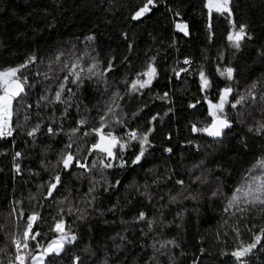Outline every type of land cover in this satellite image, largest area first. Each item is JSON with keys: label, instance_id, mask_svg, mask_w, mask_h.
<instances>
[{"label": "trees", "instance_id": "1", "mask_svg": "<svg viewBox=\"0 0 264 264\" xmlns=\"http://www.w3.org/2000/svg\"><path fill=\"white\" fill-rule=\"evenodd\" d=\"M205 2L157 0L156 7L149 14L139 21H132L130 14L141 0H0V68L23 63L33 54L37 57L27 69L22 70L28 78L25 94H22V100L17 98L14 101V110H19L13 117L14 127L17 123H24L25 113L30 120L24 124L23 130L17 128L12 137L0 138V248L7 245L8 250L14 252L11 234L22 230L27 215L33 211L40 213L39 228L48 233L46 238L50 239L49 227L54 217L59 218V209L63 208L66 224L78 233L79 240L74 247L68 246V253L57 264H71L69 257L72 253L84 257L88 264H100L105 258L109 264H145L152 254V249L146 245L152 242L156 233H161L160 238L177 240L180 247L173 249L177 264H192L193 260L196 264H234L233 257L221 255V252L230 253L238 244L231 228L221 226L224 219H229V224L236 222L227 214L222 215L226 203L223 196H230L246 178L245 174L256 159L264 155V136L247 131L249 125L254 126L257 120L264 119V114L259 110V104L255 108L238 106L237 109L226 105V111L234 121L236 113L243 112L244 123H234L223 145L203 133H192L191 125L195 123L199 127L209 122L204 96L215 101L219 88L230 85L235 92H244L253 81L260 80V90L264 91V57L258 55V50L264 48V0H232L233 19L237 25L248 24L253 37L244 41L239 51L232 49L226 40L230 27L227 15L221 16L213 11L209 17ZM176 12L180 14L177 16ZM176 22L187 23L190 35L184 36L179 32L175 28ZM209 22L211 38L206 27ZM125 32L127 40L122 36ZM89 35H94L95 39L85 40ZM69 49L75 50L77 56L86 51L90 56H98L102 67L107 66L108 59L114 58L115 67L106 74L108 91L102 84L86 81L76 93L75 101H82L79 113L74 105L67 118L62 119L63 105H55L56 124L62 122L67 130L76 127V120L87 118L88 128L97 126V120L93 119L97 108L103 109L112 91L117 89L124 97L120 103L127 113L129 128L140 126L146 130L148 119L159 114L151 125L154 128L150 136L152 147L143 167L133 166L124 172L106 170L108 180L114 183L119 178L121 183L108 191H104L107 185L103 181L97 184L96 191L87 197L91 199L95 195L96 200L87 207L85 222L77 220L75 212L67 215L68 207L69 204L74 209L86 207L84 193L93 178L100 180L99 173L93 171L91 176L85 174L81 177L79 173L82 170L72 168L62 173V184L53 196L46 198L45 182L49 180L51 169L45 171L41 166L42 160L55 163L56 153L68 142L66 136L46 134V125L53 117V105L38 108L36 102L42 94L54 95L58 82L67 74L59 69L65 61L72 59L66 55ZM61 52L64 55L57 61V54ZM152 57L156 58L152 62L158 76L150 89L125 95L126 85L136 78V73L144 71ZM185 58L190 60L189 64L183 63ZM50 61L51 69L56 71L51 70L49 74L53 81L45 80L41 74L44 68L40 70L43 63L49 68ZM227 66L235 69L233 81H227L216 71L217 67L223 69ZM181 68L187 72H181L178 78L173 69L179 72ZM201 68L211 81V88L204 92L199 88ZM67 87L75 91L74 85L69 83ZM165 92L170 103L156 98ZM230 99H235V94ZM196 101L200 103L196 104ZM190 103L196 106L189 108ZM169 108L172 111L169 112ZM138 109L142 111L138 112ZM134 112L137 117L133 122ZM38 122H43L41 131L33 140L26 131ZM84 130L82 127L80 136ZM117 134H121L119 130ZM242 137L247 140V148L239 142ZM94 142L92 136L86 141L80 140L85 148ZM166 147L173 151L165 153L163 149ZM16 151L22 156L14 161ZM72 151L76 152V145ZM78 155L82 160L89 156L86 161L89 165L95 158V153L89 155L86 151ZM131 155L133 151L129 150L126 156ZM14 163L20 164L19 173L13 168ZM157 176L161 182L154 185L152 180ZM166 176L170 179H165ZM195 176L206 177L207 183H192ZM176 180H183L184 187L177 185ZM145 183L149 185L147 191L151 200L141 195L145 191ZM218 188L223 195L213 196ZM189 191L197 194V200L184 199L183 196H177L175 202L169 199L181 192L187 195ZM21 211L24 212L23 217L19 216ZM140 211L155 221L154 232L146 237L140 234L141 228L147 231L146 224L135 221ZM260 226H264V216L254 208L245 215L240 226V239L245 243L251 242L252 233L257 232ZM118 233L126 236L127 240L122 242ZM87 245H91L96 253L91 259L83 252ZM201 248L205 252H200ZM181 252L186 255H181ZM249 264H264V251L254 250Z\"/></svg>", "mask_w": 264, "mask_h": 264}, {"label": "snow or ice", "instance_id": "2", "mask_svg": "<svg viewBox=\"0 0 264 264\" xmlns=\"http://www.w3.org/2000/svg\"><path fill=\"white\" fill-rule=\"evenodd\" d=\"M157 0H141L135 9L130 14L132 21H139L145 17L156 7ZM232 0H206L204 7L208 10V15L211 17L213 11L221 16L227 15L229 30L226 35L228 45L235 51H239L246 40H251L252 34L249 32V25L246 23L236 24L233 19L234 13L232 11ZM180 13L176 12L178 16ZM206 27L209 29V38H211V23L209 22ZM175 28L184 34V36L190 35L189 26L187 23H175ZM122 36L127 40V33H122ZM94 35L85 37L87 41H93ZM129 49L132 45L129 43ZM64 53H58L56 60L59 61ZM258 55L264 57V48L258 50ZM156 58L152 57L144 69L143 72L136 73V78L131 80L129 85H126L125 95H131L132 93L141 92L145 89H150L153 81L158 76V70L155 67L154 61ZM37 57L33 54L28 56L23 63L15 66H8L0 68V138L12 137L14 131L17 128L24 129V124L30 120V116L25 113L23 117L24 123H17L14 127L13 117L18 115L19 110H14V101L17 98L23 99L22 94H25L27 85V76L23 75V71L27 69L28 65L35 62ZM90 61V62H89ZM51 61L49 62V71L51 72ZM184 64H189L190 60L185 58ZM102 62L98 56H90L86 51L81 56H75L70 61H65L62 67L59 69L60 72H66L63 79L58 82L57 87L54 90V95L49 97L48 95H41L37 100V107H48L53 105V117L50 118V122L46 125V134L49 136H66L67 143L63 145L59 152L56 153V161L52 163L49 161L45 163L41 161V166L45 171H49V180L46 181V198L51 197L55 190L62 184V173L71 171L72 168L82 170L79 175L82 177L85 174L91 176L93 171H96L100 175V180L92 179L88 191L84 193L83 203L86 205L85 208H73L69 204L67 215H72L74 212L77 213L76 219L80 222H85L88 217L87 207H91L96 196L92 195L91 199L87 197L96 191L97 184L101 181L107 187L104 191H108L109 188H114L121 183V179L117 178L115 182L106 178V170H115L124 172L131 169L133 166L143 167V161L147 159L148 150L152 147L150 136L154 133V128L151 126L152 122L157 119L158 113L152 115L146 124V130H142L140 126L135 128H129L128 120L126 119L127 113L124 111L120 101L124 98L120 95L119 90L112 91V95L109 101L105 102L103 109L97 108V115L93 119L97 120V126L88 128V119L81 118L75 121L76 127H71L67 130L64 129L63 123L56 124L55 119V105H63L61 110V118L66 119L69 110L75 105L77 112L80 111V103L75 101L76 93L80 91V88L87 82H95L97 85L102 84L104 90H109V81L106 74L110 73L114 65V58H110L107 61V66L102 67ZM217 73L221 77H225L227 81L234 80L235 69L231 66L224 67L221 69L217 67ZM174 75L179 78L181 72H187V69L181 68L179 72L173 69ZM45 80L49 79L47 73L44 74ZM75 86V91L71 87H67L68 84ZM262 83L260 80L253 81L244 92H235L230 86H225L218 89V97L215 99H209L208 96H204V103L207 104V117L209 122L204 123L203 126H197L193 123L191 125L192 133H203L206 137L211 138L214 142L223 145L224 140L228 137L231 132L234 123L243 124V112L236 113V119L228 115L226 111V105H230L231 109H237L238 106L255 108L257 104L260 105V111L264 114V91L260 90ZM199 88L201 92L211 88V81L206 75L203 68L199 71ZM46 91H51L47 89ZM235 94V99H230V96ZM157 99L164 100L170 103L168 93L165 92L163 95H157ZM43 102V104H42ZM200 101H196L199 104ZM196 105L189 104V108H194ZM27 107H31L28 105ZM87 110V109H86ZM142 111V109L137 110ZM168 111H172L171 108ZM167 115V113H165ZM137 117V113H132L133 122ZM38 122L31 127L30 130L26 131L28 137H32L35 140L36 134L41 131V124ZM54 125H56L54 127ZM85 130L81 133V128ZM121 134H117V131ZM249 133H253L258 136H264V119L257 120L255 125H249L247 128ZM94 137V143H91L86 148L80 144V140L86 141L88 137ZM166 139H170V136H166ZM15 143V141H13ZM240 144L247 148V140L241 138ZM191 143V141H189ZM76 145V152H73V146ZM51 146H49V149ZM199 148V145H197ZM131 150L133 155L130 157L126 156V153ZM86 151L89 155L95 153V158L92 159L91 165L87 164L86 161L89 156H84L83 160L80 158L78 153ZM165 153H171L172 148L166 147L163 149ZM22 156V153L16 151L13 155V160L17 157ZM115 161V162H114ZM219 168L220 165H217ZM13 168L17 173L20 172L21 166L19 163H14ZM149 171H151L149 169ZM38 174V173H37ZM76 175V173H72ZM244 179L240 184L232 191L230 196H223L226 201L223 208L222 215L227 214L231 219L236 221L235 223L229 224V219L222 221V227H230L232 232L235 233L238 241L230 253L221 252V255H230L234 258V264H249L250 254L254 250L264 251V226H260L257 232L252 233L251 242L245 243L240 239L241 231L240 226L243 225L245 215L252 209H257L259 213L264 216V155L257 158L255 163L248 169V173L245 174ZM165 179H170L166 176ZM161 182V178L157 176L152 180V184H158ZM175 183L181 188L184 187L183 180H176ZM192 183H207V178L201 176H195ZM145 191L141 195L146 196L151 200V194L147 191L149 185L145 183L143 185ZM139 191V188H137ZM213 196L223 195L220 189L212 193ZM177 196H183L184 199L197 200L198 196L196 193L191 191L187 195L183 192L172 195L169 199L172 202L177 200ZM64 200L67 201L68 197L65 196ZM19 203V201H17ZM115 207V206H114ZM112 209H110L111 211ZM98 211V210H97ZM15 212V209H13ZM237 213L241 215L237 216ZM180 215L179 213L177 214ZM20 217L24 216V212L19 213ZM59 218H53V223L49 227L48 232L52 234L50 239H47L48 233L42 232L39 228V222L42 217L39 212L33 211L26 217V223L22 230L13 232L10 237V243L13 246L14 252L9 251L7 245L4 248H0V264H57V262L68 253V246H75L79 240L78 233L70 229L64 219V209H59ZM135 221L143 222L146 224L147 231L143 228L140 229V234L146 237L148 233L154 232L155 221L149 219L144 211H140L135 216ZM75 223V221H74ZM171 223V222H169ZM168 225H164L167 227ZM180 227V225H176ZM251 231V230H249ZM163 232V227L161 228ZM227 234V233H226ZM120 240L126 241L127 237L117 234ZM161 233H156L153 237L152 242L146 247L152 249L151 256L145 261V264H177V258L174 253V248H179L175 238L163 239L160 238ZM43 238V239H42ZM114 239V238H113ZM131 243V241H128ZM260 246L257 249V246ZM120 248L121 245H116ZM83 252L87 254L89 259L94 257L96 253L92 250L91 245H87ZM200 252H205L204 248L200 249ZM181 255L186 253L181 252ZM6 257V258H5ZM71 264H88V261L81 255L72 253L70 255ZM100 264H109L108 259L105 258L100 261ZM192 264H196L193 260Z\"/></svg>", "mask_w": 264, "mask_h": 264}, {"label": "rangeland", "instance_id": "3", "mask_svg": "<svg viewBox=\"0 0 264 264\" xmlns=\"http://www.w3.org/2000/svg\"><path fill=\"white\" fill-rule=\"evenodd\" d=\"M176 23H184V22H176ZM69 50H70V52L67 53L66 55H67V56H70L72 59H74L75 56H77V55H76V51L73 50V49H69ZM47 67H48V65L45 66V63H43V64L40 66V70H42V69L44 68V69L41 71V74H42V75H44L45 73H47L48 76H49L50 71H49V68H47ZM45 68H47L48 70H46ZM52 71H53L54 73H56L55 68L52 69ZM49 79H51V81L54 80L53 77H51V78H49ZM44 83H46V82H44Z\"/></svg>", "mask_w": 264, "mask_h": 264}]
</instances>
